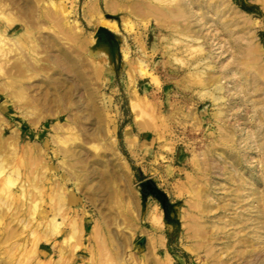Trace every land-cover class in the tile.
I'll return each instance as SVG.
<instances>
[{
    "label": "rangeland",
    "instance_id": "obj_1",
    "mask_svg": "<svg viewBox=\"0 0 264 264\" xmlns=\"http://www.w3.org/2000/svg\"><path fill=\"white\" fill-rule=\"evenodd\" d=\"M0 30V264H264V0H0Z\"/></svg>",
    "mask_w": 264,
    "mask_h": 264
},
{
    "label": "bare ground",
    "instance_id": "obj_2",
    "mask_svg": "<svg viewBox=\"0 0 264 264\" xmlns=\"http://www.w3.org/2000/svg\"><path fill=\"white\" fill-rule=\"evenodd\" d=\"M114 5H115V3H114ZM111 6H113V4H111ZM136 8V7H135ZM141 9H143V7H141ZM157 9V8H156ZM144 10V9H143ZM157 12H158V10H157ZM249 22V21H248ZM246 24H248V23H246ZM2 29V28H1ZM6 35H7V31H1L0 30V37H3V38H5L6 37ZM218 79V78H217ZM264 103V102H263ZM263 115V114H262ZM262 115H260V121L262 122V123H264V116H262ZM1 129V128H0ZM2 131V130H1ZM263 136H264V132H262L260 135H259V137H262L263 138ZM0 141H1V139H0ZM4 146H1V143H0V198H2V197H10V198H12L13 196H14V190H15V187L17 186V183H18V180L20 179V168L18 169V167H17V169L16 168H14V169H12V170H9V162L12 160H15L14 158H16V156L15 157H13V158H9V159H5V156H3L2 155V148H3ZM14 154H16L15 152H14ZM12 155H13V153H12ZM11 161V162H12ZM231 161H232V164L233 165H235V164H237V159L235 158V157H232L231 158ZM13 163V162H12ZM11 164V163H10ZM13 165V164H12ZM245 179V178H244ZM22 184V183H21ZM21 190V189H20ZM19 190V191H20ZM23 190V189H22ZM17 192V191H16ZM15 192V193H16ZM21 192V191H20ZM23 192V191H22ZM18 193V192H17ZM61 194H64V193H61ZM260 194L258 193V188H257V184L256 183H253V189L251 190V193H250V197H252L253 198V200H256L257 202H262V199L260 200V196H259ZM63 197V196H62ZM14 198V197H13ZM67 199V198H66ZM63 199H61V201H62ZM28 201V200H27ZM65 202V201H64ZM14 203V202H13ZM28 203V202H27ZM67 203V202H66ZM67 205V204H66ZM38 207H40V206H38L37 204H34V205H32L31 207H30V209H29V214L32 216V217H34L36 214H37V211H38ZM10 208V207H9ZM41 208V207H40ZM60 211H61V209H60ZM26 213V212H25ZM28 213V212H27ZM37 219V218H36ZM65 222V221H64ZM63 223V222H62ZM48 224V223H47ZM63 224H61V223H59L58 221H57V219L56 218H54L51 222H50V229H51V231L53 232V233H59L60 232V229H61V226H62ZM263 225H264V223H263ZM71 227H72V234H71V236H70V241H73L74 239H75V235H76V233L78 232V224H77V221L76 220H72V224H71ZM49 230V229H48ZM51 232V233H52ZM14 233H16V232H14ZM20 233V232H19ZM50 233V234H51ZM7 234V233H6ZM10 234L12 235V231L10 232ZM10 234H9V236H10ZM17 234H18V232H17ZM58 235V234H57ZM6 236V235H5ZM10 237H13V235L12 236H10ZM67 242V241H66ZM21 247V246H20ZM25 248V247H24ZM79 247H77V249H78ZM131 262V261H130Z\"/></svg>",
    "mask_w": 264,
    "mask_h": 264
}]
</instances>
